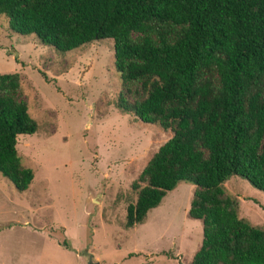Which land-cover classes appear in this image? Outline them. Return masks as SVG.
Segmentation results:
<instances>
[{"label": "trees", "instance_id": "obj_1", "mask_svg": "<svg viewBox=\"0 0 264 264\" xmlns=\"http://www.w3.org/2000/svg\"><path fill=\"white\" fill-rule=\"evenodd\" d=\"M0 16L11 33L60 53L110 40L116 108L171 132L130 185L124 228L187 183L185 216L201 229L188 264H264V231L238 217L223 189L236 177L264 195V0H0ZM135 82L141 98L128 102ZM19 95L18 75L0 74V177L22 193L33 174L16 138L37 126Z\"/></svg>", "mask_w": 264, "mask_h": 264}, {"label": "rangeland", "instance_id": "obj_2", "mask_svg": "<svg viewBox=\"0 0 264 264\" xmlns=\"http://www.w3.org/2000/svg\"><path fill=\"white\" fill-rule=\"evenodd\" d=\"M177 30H167L169 42ZM12 73L37 130L16 138L20 166L33 174L27 190L0 177V264H188L201 240L185 216L192 185L177 184L142 224L124 228L130 185L171 132L116 108L112 42L60 53L11 33L0 16V74ZM139 85L125 87L128 102L141 98ZM223 189L238 217L264 231V195L236 177Z\"/></svg>", "mask_w": 264, "mask_h": 264}, {"label": "water", "instance_id": "obj_3", "mask_svg": "<svg viewBox=\"0 0 264 264\" xmlns=\"http://www.w3.org/2000/svg\"><path fill=\"white\" fill-rule=\"evenodd\" d=\"M17 54H15V56H16ZM88 264H97V263H91L90 261L88 262Z\"/></svg>", "mask_w": 264, "mask_h": 264}]
</instances>
